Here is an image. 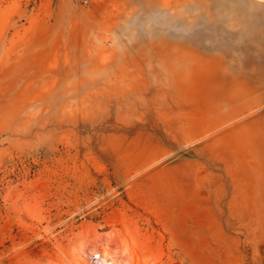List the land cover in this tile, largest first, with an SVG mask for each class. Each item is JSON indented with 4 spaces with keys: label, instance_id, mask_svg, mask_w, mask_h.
<instances>
[{
    "label": "rangeland",
    "instance_id": "rangeland-1",
    "mask_svg": "<svg viewBox=\"0 0 264 264\" xmlns=\"http://www.w3.org/2000/svg\"><path fill=\"white\" fill-rule=\"evenodd\" d=\"M0 264H264V0H0Z\"/></svg>",
    "mask_w": 264,
    "mask_h": 264
},
{
    "label": "crops",
    "instance_id": "crops-1",
    "mask_svg": "<svg viewBox=\"0 0 264 264\" xmlns=\"http://www.w3.org/2000/svg\"><path fill=\"white\" fill-rule=\"evenodd\" d=\"M213 76L223 77V78H231V77H234V74L217 71L216 73H214Z\"/></svg>",
    "mask_w": 264,
    "mask_h": 264
},
{
    "label": "built area",
    "instance_id": "built-area-1",
    "mask_svg": "<svg viewBox=\"0 0 264 264\" xmlns=\"http://www.w3.org/2000/svg\"><path fill=\"white\" fill-rule=\"evenodd\" d=\"M82 2H83L85 5H88V4H90L91 0H82Z\"/></svg>",
    "mask_w": 264,
    "mask_h": 264
}]
</instances>
